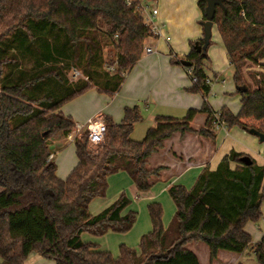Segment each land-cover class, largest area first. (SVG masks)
I'll use <instances>...</instances> for the list:
<instances>
[{
  "label": "trees",
  "instance_id": "obj_1",
  "mask_svg": "<svg viewBox=\"0 0 264 264\" xmlns=\"http://www.w3.org/2000/svg\"><path fill=\"white\" fill-rule=\"evenodd\" d=\"M139 2L0 0V264H25L32 252L56 264H201L186 248L199 241L208 246L210 263L220 250H251L257 264H264V236L253 242L245 228L263 216L264 165L253 158L243 163L245 154L234 149L215 169L206 165L190 189L168 188L177 207L168 227L160 203L149 204L152 230L142 235L139 251L122 244L115 257L82 239L85 232L103 236L132 229L137 213L125 212L131 202L126 194L97 214L91 213L90 202L106 195L109 177L119 171L128 173L140 191L150 190L165 167L149 166V158L174 134L215 140L217 115L228 127L237 125L264 141V131L240 122L229 107L214 110L208 102L212 86L206 82L205 61L212 36L206 38L203 30L186 57L176 60L192 63L185 69L197 81L188 90L203 94L202 107L190 108L183 118L158 115L142 140L132 137L143 119L137 105L125 108L120 123L105 116L104 142L90 147L87 131L77 136V164L66 178L58 175L55 155L65 144L54 147L53 141L68 137L76 124L62 107L94 87L113 96L142 57L149 29ZM198 5L204 23L207 0ZM213 22L242 102H264V70L252 69L249 61L264 58V0H222ZM107 46L116 56L114 72L104 67ZM73 68L84 77L70 80L67 71ZM200 113L207 118L195 128L192 122Z\"/></svg>",
  "mask_w": 264,
  "mask_h": 264
},
{
  "label": "crops",
  "instance_id": "obj_2",
  "mask_svg": "<svg viewBox=\"0 0 264 264\" xmlns=\"http://www.w3.org/2000/svg\"><path fill=\"white\" fill-rule=\"evenodd\" d=\"M145 1H149L152 6L158 9L157 20L164 25V34L169 35L171 39L167 40L164 37L146 38L145 44L153 47V51L151 53L143 52L141 59L128 72L120 90L111 96L112 100L109 106H105V109L100 105H94L93 107L91 105L94 102L92 98L96 94V90H98L97 87L90 89L92 90L90 91L92 95L89 92L87 93L88 95H80L81 97L78 96L70 103H66L61 110L64 114L70 115L75 123H85L92 117L104 119L105 116H110L115 123H120L124 118L125 108L137 105L143 115V119L137 122L135 126L141 124V122H146V131L154 124L158 115L183 118L190 108L200 109L202 107L204 103L203 94L188 90L192 85L190 76L181 62L176 61L186 57L191 50L192 41L203 37V25H201L203 13L198 5L199 0ZM212 29L216 32L212 34L213 41L207 50L209 58L205 61L207 65L206 72L212 79L220 81L222 72L226 71L231 65L217 26L214 24ZM173 59H175V62L172 61ZM249 61L252 69L264 70V58L258 61ZM224 81L223 79L222 82ZM236 94L241 100L240 108L235 113L238 120L264 131V102L253 99L244 104L242 95L237 92ZM208 102L214 110H219L222 106H227L232 110L225 103L216 109L212 102L209 100ZM115 105L116 109L114 108ZM206 118V114L200 113L192 122L193 127H202ZM214 133L215 140H209L191 132L185 134L178 132L166 140L165 146L154 153L156 166L165 167L161 176L164 182L158 183L157 186L148 191H140L134 181L124 171L110 176L108 184L110 180L114 185L118 186L116 193L122 191L123 187L126 186L125 191L128 192L131 188L138 195H143L144 198L141 200L151 201V203L161 201L164 208L168 207V209L174 211L175 209L177 210V207L172 197L167 193L168 188L173 184L183 183L190 189L206 165H209L211 169H215L223 156L232 149L244 153L255 159L259 164L264 165V141H260L258 136L237 125L228 127L225 124L214 128ZM76 137L77 134L72 132V136H58L53 141L54 147H58L61 144H65L66 147L55 155L56 158L57 154L61 153L59 154L61 155L60 158L58 157L60 160H58L59 164H57L58 169H60V173L59 170H57V173L61 178H66L77 164V157L73 154L76 148L74 151L72 149L67 151L68 144L75 142L73 139ZM62 162H64V167L61 168ZM135 199H139V196H136ZM92 201L89 205L92 214H97L110 205L106 206L101 201H96L91 207ZM261 209L262 218L258 222H248L245 227L252 235L253 242L261 240L264 236V200ZM259 222H261L263 229L255 225V223ZM163 224H165V227L169 226L165 221ZM151 230L152 222L149 230L144 234ZM91 236L94 237L95 235L91 234ZM108 239L112 241L110 245H113V239ZM84 241L97 243L100 246L99 242L94 238ZM122 241H124L122 244L127 245L126 237ZM110 245L105 243L104 248L102 246L100 248L113 252L112 254L115 257L119 256L115 247H110L113 251L108 249ZM131 245L135 246L137 244L133 242ZM221 251L218 252V257L213 263H210L209 260V264H244V262H241V257L232 254L233 252L222 257V255L220 256ZM239 255L241 256V254ZM41 258L44 257L37 252H32L25 264L30 261H39Z\"/></svg>",
  "mask_w": 264,
  "mask_h": 264
},
{
  "label": "rangeland",
  "instance_id": "obj_3",
  "mask_svg": "<svg viewBox=\"0 0 264 264\" xmlns=\"http://www.w3.org/2000/svg\"><path fill=\"white\" fill-rule=\"evenodd\" d=\"M143 1H145V0H143ZM145 2L150 3L149 1H145ZM198 23L200 24V22H198ZM201 25H203V21H202ZM215 32L216 31H214L212 29V34ZM115 58H116V56H115V53H113V51H112V47L107 46L106 51H105V59H106V62L104 65L105 69L112 71V72L115 71L114 67H116V66L111 64V61L115 60ZM233 73H234V70L231 66L228 67L226 71L222 72V74L220 75V81L215 80L214 83L212 84L213 88H212L211 93L208 95V100L210 102H212V105L216 109H218L219 107H221L225 103L226 105H229L232 108L234 113H236L240 108L241 100H240V98H238V95L236 94L235 84H234V79H233ZM78 77L83 78L84 77L83 73L81 72V74H79ZM69 78H70V80H72L71 74H70ZM223 79L225 80L224 82H222ZM190 81H191V79H190ZM90 91H92V90H88L87 92L83 93L82 96L84 94L89 93ZM90 95H92V92H90ZM92 100L94 101L91 104L92 107L94 105H100V106H102L103 109H105L107 107V105L109 106V103L112 100V97L108 93L102 92L100 90H96V94L93 96ZM68 103H70V102H68ZM114 108L116 109V105L114 106ZM145 126H146V122L145 123L141 122V124H138L137 126H135L134 131H133V135H132L134 140H142L145 137V134L147 132V130L145 131ZM69 149H72L74 151V149H75V143L74 142H71L70 144H68L67 151ZM59 154H61V153H58L56 158H55V161L57 164H59L58 157L60 158V156H61ZM73 154H74V156H76V149H75V153H73ZM148 165L151 167L156 166L155 154H153V156H151L149 158ZM62 167H64V162H62V164H61V168ZM58 170L60 173V169H58ZM119 172H117V173H119ZM117 173H114L111 176L116 175ZM126 175H128V173ZM128 177L131 179V177L129 175H128ZM160 182H164L163 177L160 178L152 186V188L157 186L158 183H160ZM182 185L186 186L183 183H182ZM117 187H118L117 185H114L112 183V181L109 180L108 190H107L106 195L104 197H96L92 201L93 204H91V207H93L92 205H94V203H96V201H101V203H103L104 205L107 206V205L113 203L121 194H123V193L126 194L130 198L131 202H130V205L127 207L125 212L135 211L137 213V219H136V222H135L134 226L132 227V229L130 231L124 232V233L110 231V232L106 233L105 235H103L102 237H99V238H98V236L93 237V236H91L90 233L87 232V233L82 234V239L83 240H89V239L94 238L95 240H97L99 242L100 246H102V248H104L103 246L105 243L108 245L111 244L112 241L110 239H108V238H111L114 241L113 245H110L109 248L108 247H105V248H108L109 250L113 251L112 249H110V247L113 246V247H115L116 250H118V253H120V245L122 243H124V241H122V239L126 237V244L139 251L140 250L141 236L147 230H149L150 224H151V217H150V213H149V204L151 203V201L141 200L142 198H144L143 195H141V196L138 195L134 191V189L130 188L128 192L125 191L126 186L123 187L122 191L116 193ZM187 188H189V187H187ZM167 193L170 196L169 192H167ZM136 196H139L140 200L139 199L136 200L135 199ZM158 202L162 206L163 222L165 221V223H168V225H169L171 223L174 215H175L176 209L174 211H171L170 209H168V207L164 208V205L161 201H158ZM164 215H165V218H164ZM255 225L257 227H259L260 229L263 227L261 222L255 223ZM263 231H264V229H263ZM102 241H103V243H101ZM133 242H135V244H137V245L132 246L131 244ZM186 248L194 251L198 255L201 264H209V249H208V246L204 242H202V241L191 242V243H188L186 245ZM228 253H232V252L222 250L220 252V256L222 255V257H223V255H225V254L229 255ZM232 254L237 255L238 257H241V262H244V264H257V260L255 258V255L253 254V252L251 250H248L247 252L241 254V256L239 254H235V253H232ZM28 264H56V262L52 259L41 258V259H39V261L38 260L37 261H30Z\"/></svg>",
  "mask_w": 264,
  "mask_h": 264
},
{
  "label": "built area",
  "instance_id": "obj_4",
  "mask_svg": "<svg viewBox=\"0 0 264 264\" xmlns=\"http://www.w3.org/2000/svg\"><path fill=\"white\" fill-rule=\"evenodd\" d=\"M134 0H127L128 4H131ZM138 12L143 19L144 24L149 29V36L148 37H164L167 40H170V36L164 34V25L157 20L158 9L152 6L150 3L140 0L138 4ZM153 51V47L147 46L145 44V52L151 53ZM188 74L191 73V69H187ZM68 76L71 79L76 80L78 79V75L81 74V71L78 69H71L67 71ZM193 82L197 81V77L192 79ZM214 79L211 77L206 78V82L210 83L211 86L214 83ZM221 123L216 115V120L214 122V128L221 126ZM88 132V143L90 147H96L101 145L105 140V133L107 131V126L102 118L92 117L86 123H76L74 130L77 136L83 134V132ZM72 132L68 136H72ZM50 158H53V154L50 155Z\"/></svg>",
  "mask_w": 264,
  "mask_h": 264
},
{
  "label": "water",
  "instance_id": "obj_5",
  "mask_svg": "<svg viewBox=\"0 0 264 264\" xmlns=\"http://www.w3.org/2000/svg\"><path fill=\"white\" fill-rule=\"evenodd\" d=\"M222 0H207V6L205 8V15L207 17L206 21L203 23V30L205 32L206 38H210L212 36V27L214 25L213 22V16L215 13L216 5L220 4ZM196 47L200 50L201 46H199V43H196ZM181 64L184 67H189L191 66V62L187 59H184L181 61ZM245 90V89H243ZM243 163L245 164H251L252 163V158L248 155H244L240 159Z\"/></svg>",
  "mask_w": 264,
  "mask_h": 264
}]
</instances>
